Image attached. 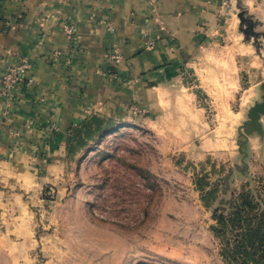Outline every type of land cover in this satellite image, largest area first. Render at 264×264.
I'll return each instance as SVG.
<instances>
[{
  "label": "rangeland",
  "instance_id": "374dc122",
  "mask_svg": "<svg viewBox=\"0 0 264 264\" xmlns=\"http://www.w3.org/2000/svg\"><path fill=\"white\" fill-rule=\"evenodd\" d=\"M214 52L159 106L87 116L36 184L6 193L0 264H239L234 241L264 232V140L242 142L258 97ZM258 245L246 264H264Z\"/></svg>",
  "mask_w": 264,
  "mask_h": 264
},
{
  "label": "crops",
  "instance_id": "0c3cea01",
  "mask_svg": "<svg viewBox=\"0 0 264 264\" xmlns=\"http://www.w3.org/2000/svg\"><path fill=\"white\" fill-rule=\"evenodd\" d=\"M241 10L252 33L243 32ZM65 22L78 28L69 62ZM114 47L117 63L105 57ZM217 49L229 51L235 79L259 98L264 0H0V74L21 56L33 78L9 109L0 103V201L16 186L36 184L34 173L63 157L69 130L87 116L121 121L133 118L131 101L159 106L187 67L216 65ZM53 50L62 53L54 58Z\"/></svg>",
  "mask_w": 264,
  "mask_h": 264
},
{
  "label": "built area",
  "instance_id": "2783aa9c",
  "mask_svg": "<svg viewBox=\"0 0 264 264\" xmlns=\"http://www.w3.org/2000/svg\"><path fill=\"white\" fill-rule=\"evenodd\" d=\"M106 28L112 31L113 26L107 21L105 22ZM62 29L68 37L67 49L64 52V57L67 62L70 61L72 56V50L74 48V43L78 37V28L72 22H65L62 24ZM62 52L58 50H53L50 55L51 57L57 58ZM105 57L112 63H117L121 58L122 54L120 51L114 47L105 53ZM31 65L21 56H16L5 69L0 74V103L6 109L10 108L11 103L16 98L17 91L25 85L31 84L33 78L29 75ZM129 109L132 110L134 114L140 112V108L137 106L135 101H131L128 105ZM34 122L30 119L29 123Z\"/></svg>",
  "mask_w": 264,
  "mask_h": 264
},
{
  "label": "water",
  "instance_id": "95a60500",
  "mask_svg": "<svg viewBox=\"0 0 264 264\" xmlns=\"http://www.w3.org/2000/svg\"><path fill=\"white\" fill-rule=\"evenodd\" d=\"M243 14V10L239 11L237 14L240 19V24H244L243 32L245 34L252 33V24ZM259 89L261 92L259 98L249 106L247 117L240 125V128H243L244 130L243 143L247 140L248 136L252 134H257L260 137L264 134V81L260 84Z\"/></svg>",
  "mask_w": 264,
  "mask_h": 264
},
{
  "label": "trees",
  "instance_id": "16d2710c",
  "mask_svg": "<svg viewBox=\"0 0 264 264\" xmlns=\"http://www.w3.org/2000/svg\"><path fill=\"white\" fill-rule=\"evenodd\" d=\"M95 114L90 115L85 121H87L89 118L93 117ZM84 122V121H83ZM78 125V124H77ZM73 126L66 137V145H69L70 142V134L72 132V130L77 126ZM55 132L52 134V136H54ZM51 136V137H52ZM66 147V146H65ZM257 229V227H255ZM244 235H247L246 239L241 238V239H236L233 243V245L231 246V251L232 253H229L228 255L232 256V260L238 262L239 264H246L249 263V261H247L248 258V253L250 252L249 250L255 251L257 249V244L259 243V245L262 243H264V232L263 234L260 236L262 239H259V241L257 240L256 237V232L254 231V229H250L249 231H247ZM258 245V246H259ZM264 252V250H263ZM262 253V252H261ZM257 254V253H256ZM253 261H257V257H253Z\"/></svg>",
  "mask_w": 264,
  "mask_h": 264
}]
</instances>
